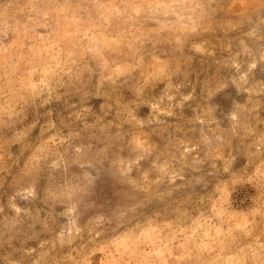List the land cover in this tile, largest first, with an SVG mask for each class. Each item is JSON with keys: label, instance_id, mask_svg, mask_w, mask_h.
<instances>
[{"label": "rangeland", "instance_id": "1", "mask_svg": "<svg viewBox=\"0 0 264 264\" xmlns=\"http://www.w3.org/2000/svg\"><path fill=\"white\" fill-rule=\"evenodd\" d=\"M0 264H264V0H0Z\"/></svg>", "mask_w": 264, "mask_h": 264}]
</instances>
